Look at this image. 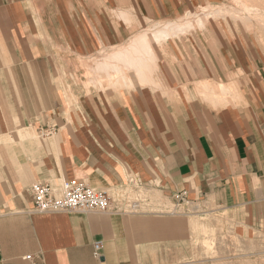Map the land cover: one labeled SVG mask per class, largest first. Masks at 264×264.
Masks as SVG:
<instances>
[{
  "label": "crops",
  "instance_id": "0c3cea01",
  "mask_svg": "<svg viewBox=\"0 0 264 264\" xmlns=\"http://www.w3.org/2000/svg\"><path fill=\"white\" fill-rule=\"evenodd\" d=\"M117 1L0 0V264H135L150 237L181 238V226L190 236V219L151 212L168 204L227 213L241 237L264 235L260 59L190 33L163 46L160 85L131 75V87L88 89L95 56L131 38ZM134 2L150 18L181 10L179 0ZM203 84L241 100L217 107ZM59 178L117 196L122 211L32 213L31 186Z\"/></svg>",
  "mask_w": 264,
  "mask_h": 264
},
{
  "label": "rangeland",
  "instance_id": "374dc122",
  "mask_svg": "<svg viewBox=\"0 0 264 264\" xmlns=\"http://www.w3.org/2000/svg\"><path fill=\"white\" fill-rule=\"evenodd\" d=\"M134 1L130 2V0H118L114 5L116 10H134L133 14L139 22L138 27L136 26L137 21L134 22L133 27L131 28V37L137 32H142L146 28L152 27V24L155 21L162 22L177 19L187 12L196 10L199 11L202 7L208 6L209 4L232 7L239 11L241 10L242 2L241 0H179L178 3L181 6V10L176 16L159 19L143 15L142 12L138 10V4H135ZM157 1L160 2L161 0ZM259 14L258 17L260 16ZM222 20L223 19H218L217 22L227 28L226 30H222L223 27L220 25L219 26L222 29H219L216 21H208V23L213 22L216 24H211L204 32H202L201 29L196 28L191 35L189 34V38H195L199 43H201V41L206 42L211 48H220L222 45L229 43L238 52L241 51L248 54H255V56L260 59L261 66L264 67V25L262 24V26H260L259 22L255 19L248 22L250 25L248 23L243 24L233 19H227L226 21L229 22L227 25L225 22H222ZM250 26L253 27L250 29ZM127 44L129 45V43ZM127 44L121 46H127ZM102 51L107 52V49ZM88 70L89 69L87 67L86 77L88 78V81L85 82V87H87L90 78ZM106 84L107 82L104 83V85ZM119 87L117 89H119ZM100 89L105 90L103 88ZM209 101L214 103L211 100ZM236 102L237 100L230 104H234ZM214 104L217 107L224 106L220 105V102H215ZM137 198L142 199V196L139 197L136 196V194H133L129 197L130 200H136ZM151 207V212L158 216H165L164 220L173 218L180 219L181 225H183V222H185L186 219L192 220L195 218L200 221V223L204 221L203 223L209 225L211 230L208 228L206 231H203L202 229H196V231L191 229L192 234L190 233L189 236L187 230L181 226L179 230H176V227L174 229V231L176 230L175 232H182L181 238H172L167 235V232L163 239L159 237L158 239L154 236L150 237L149 241L147 240L148 243H150V245L148 244L149 246H147V251L141 253L136 251L135 264H264V235L256 232L250 236L241 237L238 231L240 230L238 224L231 220L227 213L219 211L211 212L210 210L202 208H197L195 210H191V212H187L182 208L173 206L172 204H168L164 207L165 210H161V208L157 209L154 206ZM128 210L130 211L132 209L128 208ZM168 228L169 227H167V229ZM183 232L185 233L183 234ZM213 239H218L219 241H216L218 244L215 243ZM251 245L252 249H249ZM134 248L137 250L136 246H134ZM218 252L221 254H218Z\"/></svg>",
  "mask_w": 264,
  "mask_h": 264
},
{
  "label": "bare ground",
  "instance_id": "6f19581e",
  "mask_svg": "<svg viewBox=\"0 0 264 264\" xmlns=\"http://www.w3.org/2000/svg\"><path fill=\"white\" fill-rule=\"evenodd\" d=\"M241 1H242L241 10L239 11L232 7L220 6L218 4H209L208 6L202 7V9H200L199 11L196 10V11L187 12L186 14H184L183 16L177 19L166 20L162 22L155 21L153 22L152 27L150 28L148 27L142 32L140 31L135 33L127 42L129 43V45L127 44V46L120 45V46L108 48L107 52L105 51L106 53L101 51L100 53H98L97 56H95V59L93 60L91 59L94 64L91 65V67H89L90 71L88 70L91 78L90 80L91 84L89 87L87 86V88L93 86L95 88L100 87L105 90L110 89L112 91L113 89H116L119 86H124L123 88L131 87L134 85L131 75H134V78L141 86H148L150 88V86L156 87L160 85L161 83L158 79L159 77L158 73H160L159 71L160 67L158 63L160 60L164 59L165 52L163 50V46L167 44L169 41L181 37H186L190 33H192L196 28L205 31L208 21L217 22L218 19H223L222 22H225L227 25L229 23L226 21L227 19H233L243 24H247L248 22H250V20L255 19L257 22H259L260 26H262V24L264 25V0H241ZM131 11L125 9H119L113 15L115 16V18H117V20L124 23V25L133 27V24L135 21H137V19L136 16L133 14L134 10L132 12ZM258 14L260 15L259 17ZM138 22L139 21H137L136 23L137 27H138ZM217 23L221 24L219 22ZM248 27L246 26L247 29ZM252 27L250 26V29ZM248 31L253 32L251 30ZM121 60L124 61L122 62ZM106 82L107 84L104 85V83ZM162 84H165V82ZM231 86L233 85L231 84ZM158 91L160 90L158 89ZM198 91H199V87H198ZM200 91H202L201 95L203 94L205 96L204 98L208 99V101L211 100L214 103L220 102L221 104L226 102L230 104L236 100L238 103V100L239 99L241 100L240 98L241 96L238 95V93L235 90L231 89L229 86L225 84H220L217 86L215 85L212 87H208L207 85H204L203 90ZM203 222L200 223V221H198L197 219L195 218L192 219L190 221L191 229L195 231L196 229L197 230L202 229L203 231H206L208 228L209 230H211L210 229L211 227H209V225L207 224H204ZM213 241L217 243L219 240L213 239ZM249 249H252V245L249 247ZM218 254L221 253L218 252Z\"/></svg>",
  "mask_w": 264,
  "mask_h": 264
},
{
  "label": "built area",
  "instance_id": "2783aa9c",
  "mask_svg": "<svg viewBox=\"0 0 264 264\" xmlns=\"http://www.w3.org/2000/svg\"><path fill=\"white\" fill-rule=\"evenodd\" d=\"M33 213H109L121 212L117 196L90 187L86 182L77 179H56L36 182L31 186ZM101 244H96V256L100 255ZM31 262V257L25 258ZM33 264V262H31Z\"/></svg>",
  "mask_w": 264,
  "mask_h": 264
}]
</instances>
